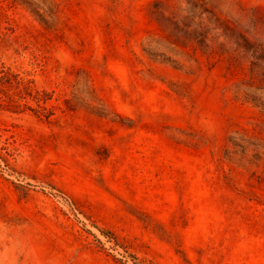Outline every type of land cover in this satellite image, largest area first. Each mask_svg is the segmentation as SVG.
Returning a JSON list of instances; mask_svg holds the SVG:
<instances>
[{
  "label": "rangeland",
  "instance_id": "obj_1",
  "mask_svg": "<svg viewBox=\"0 0 264 264\" xmlns=\"http://www.w3.org/2000/svg\"><path fill=\"white\" fill-rule=\"evenodd\" d=\"M7 69L0 264H264V0H0Z\"/></svg>",
  "mask_w": 264,
  "mask_h": 264
},
{
  "label": "trees",
  "instance_id": "obj_2",
  "mask_svg": "<svg viewBox=\"0 0 264 264\" xmlns=\"http://www.w3.org/2000/svg\"><path fill=\"white\" fill-rule=\"evenodd\" d=\"M31 13L34 15L36 12L31 8L30 4L27 2H22ZM0 95H5L7 98L2 99L6 103V107H9L14 112L20 113L24 109L30 110L38 119L50 121L53 116L54 106L48 105L50 95L47 93H39L38 91H33L30 87V81L25 80L18 74H13L8 69L0 72ZM9 88L12 92L8 94L6 89L4 90V85ZM27 99H30L35 103V107L31 108L27 105ZM22 101L23 103H20Z\"/></svg>",
  "mask_w": 264,
  "mask_h": 264
}]
</instances>
